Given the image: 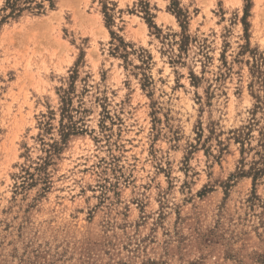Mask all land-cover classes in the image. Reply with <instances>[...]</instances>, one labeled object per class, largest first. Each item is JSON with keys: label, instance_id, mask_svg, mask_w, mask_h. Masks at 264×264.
I'll return each instance as SVG.
<instances>
[{"label": "rangeland", "instance_id": "374dc122", "mask_svg": "<svg viewBox=\"0 0 264 264\" xmlns=\"http://www.w3.org/2000/svg\"><path fill=\"white\" fill-rule=\"evenodd\" d=\"M0 264H264V0H0Z\"/></svg>", "mask_w": 264, "mask_h": 264}]
</instances>
